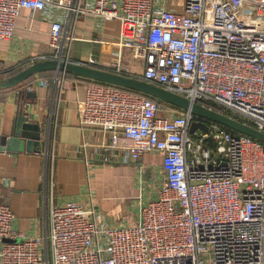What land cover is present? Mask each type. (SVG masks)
Returning a JSON list of instances; mask_svg holds the SVG:
<instances>
[{
    "label": "built area",
    "instance_id": "1",
    "mask_svg": "<svg viewBox=\"0 0 264 264\" xmlns=\"http://www.w3.org/2000/svg\"><path fill=\"white\" fill-rule=\"evenodd\" d=\"M23 10L49 18L57 47L66 28L74 39L81 17L94 18L100 30L119 22L117 61L89 65L131 77L124 67L131 50L133 61L143 63L132 78L264 133L259 2L0 0V40L14 36ZM79 116L82 127L110 134L107 162L162 156L157 195L140 201L138 222L128 226L102 219L94 192L88 203L58 206L51 199L48 232L34 238L15 231V214L0 203V264H264V143L104 83L87 84ZM193 123L205 124L208 133L191 134Z\"/></svg>",
    "mask_w": 264,
    "mask_h": 264
},
{
    "label": "crops",
    "instance_id": "2",
    "mask_svg": "<svg viewBox=\"0 0 264 264\" xmlns=\"http://www.w3.org/2000/svg\"><path fill=\"white\" fill-rule=\"evenodd\" d=\"M255 1L264 5V0ZM50 32L51 23L45 14L23 10L14 36L0 40V80L10 77L19 64L31 66L44 58H68L69 62L85 64L95 61L103 66L117 61V21L106 23L100 30L94 18L81 17L74 39L72 29L66 28L59 47ZM124 62L131 77L138 75L132 69L131 55ZM87 84L86 79L51 72L33 77L20 88L0 90V136H10L21 108L26 122L39 125L43 132L40 154L0 150V203L15 214V231L28 238L48 232L51 199L58 206L69 201L88 203L94 191L99 195L95 201L101 207L102 219L118 226L138 222L139 214L126 217L122 213L125 201L134 194L132 168L105 160L111 145L109 133L80 124ZM27 93L36 96L28 98ZM142 161L153 165L162 183V156L147 154Z\"/></svg>",
    "mask_w": 264,
    "mask_h": 264
},
{
    "label": "water",
    "instance_id": "3",
    "mask_svg": "<svg viewBox=\"0 0 264 264\" xmlns=\"http://www.w3.org/2000/svg\"><path fill=\"white\" fill-rule=\"evenodd\" d=\"M51 72L63 75H72L74 77L113 85L141 93L182 111H190L196 117L215 122L240 135H244L264 143V133L255 130L241 121L235 120L234 118L213 110H209L198 104H192L187 99L179 95L165 91L144 81L128 76L118 75L85 63H72L61 59L40 61L32 64L30 67L17 75L10 77L8 80L0 82V90L20 88L24 83L33 77ZM35 96L36 95L34 93L26 94V97L28 98H34ZM199 129L205 134L208 133V127L205 124L193 123L191 127V134H195ZM42 134L43 132L39 125L26 122L23 108H21L10 136H0V150L13 153L27 152L30 154H40L42 152Z\"/></svg>",
    "mask_w": 264,
    "mask_h": 264
},
{
    "label": "rangeland",
    "instance_id": "4",
    "mask_svg": "<svg viewBox=\"0 0 264 264\" xmlns=\"http://www.w3.org/2000/svg\"><path fill=\"white\" fill-rule=\"evenodd\" d=\"M132 54L131 50H125V57L130 56ZM125 65V62H124ZM132 69H134V72L140 74L143 71V63L142 60H134L132 62ZM9 77L3 78L1 81H6ZM161 115H166V111L162 110ZM144 162H133L130 164H126L125 166L132 168V185L134 189V194L131 196L126 202L125 207L122 209V213L125 214L126 217L128 216H134L136 217L137 214H139L140 209V201L142 198L139 196L142 194L144 199H148V194L157 195L159 191V187L161 183L158 179V173L156 170L153 169L152 166H147L143 164ZM149 167V168H147ZM95 192V191H94ZM96 199H99V195L95 196ZM95 199V200H96ZM93 201L96 206H98L99 209L101 207L96 203V201ZM102 211H105L104 208H102ZM135 214V215H134ZM123 224L128 223L127 221H123ZM131 225V224H128ZM128 225H122V226H128Z\"/></svg>",
    "mask_w": 264,
    "mask_h": 264
},
{
    "label": "trees",
    "instance_id": "5",
    "mask_svg": "<svg viewBox=\"0 0 264 264\" xmlns=\"http://www.w3.org/2000/svg\"><path fill=\"white\" fill-rule=\"evenodd\" d=\"M28 67H30V66H27V65H24V63H21V64H19L16 68H14L13 69V73L11 74V76L10 77H13V76H15V75H17L18 73H20V72H22L23 70H25V69H27ZM9 77V78H10ZM88 81V83L89 82H94V81H90V80H87ZM98 83V82H97ZM25 84V83H24ZM23 84V85H24ZM16 89V88H15ZM148 97V96H147ZM150 98V97H149ZM151 99H153V98H151ZM155 100V99H154ZM161 103H163V102H161ZM168 105V104H167ZM171 106V105H170ZM171 107H173V106H171ZM175 108V107H174ZM175 109H177V108H175ZM178 110H180V109H178ZM213 110H215L216 112H219V113H224V112H222L220 109H218V108H215V107H213ZM225 115H227V116H229V117H231L232 116V114H230V113H224ZM240 121H242V120H240ZM243 122V121H242ZM227 129V128H226ZM229 132H231V133H233V134H237V135H240V134H238V133H236V132H234V131H232V130H230V129H227Z\"/></svg>",
    "mask_w": 264,
    "mask_h": 264
}]
</instances>
